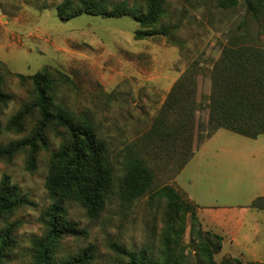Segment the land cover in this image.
<instances>
[{
    "label": "rangeland",
    "instance_id": "obj_1",
    "mask_svg": "<svg viewBox=\"0 0 264 264\" xmlns=\"http://www.w3.org/2000/svg\"><path fill=\"white\" fill-rule=\"evenodd\" d=\"M63 1L0 0V75L3 90L13 97L8 104H0V145L6 147L32 136L40 118L37 110L27 116L23 128L11 123L34 98L31 76L48 72L57 83V101L94 120L109 147L117 185L125 174L124 148L151 128L174 82L190 64L198 61L203 67L205 77H199L198 95L206 97L212 65L231 36L244 30L257 45L264 46V31H259L264 20H252L240 5L223 9L218 5L220 0H166V14L158 25L164 23L173 30L161 36L138 35L148 28L131 16L82 13L63 20L58 13ZM73 1L75 10L71 12H76L81 6L79 0ZM94 1L106 13L123 2L137 13L144 14L147 8V0ZM258 31L259 36H254ZM60 74L69 76L72 84L62 82ZM207 114L201 112L198 119L206 122ZM218 133L208 148L204 149L215 134L200 143L195 152L198 155L186 165L192 190L201 195L205 206L189 194L188 199L198 205L201 229L223 237L222 249L214 256L216 261L236 257L244 263L264 264V210L250 207L254 201L250 199L258 194L260 185L251 172L253 158L224 149L231 145L225 143L223 135L235 133L224 129ZM45 136L47 146L40 143L35 153L26 147L11 157L0 158V180L8 175L27 201L0 219V231L8 227L13 231V247L5 264H32L34 242L47 233L49 162L68 136L55 125ZM154 170L156 187L175 182L171 171L155 166ZM239 205L246 209L237 208L236 214L235 206ZM67 208L68 218L87 235L64 236L57 245V259L93 245L96 258L90 264H128L113 244L132 251L147 249L149 256L156 258L166 229L176 219L167 202L158 198L142 197L126 203L114 194L95 218H88L74 201ZM191 238L187 217L181 244L188 264H196Z\"/></svg>",
    "mask_w": 264,
    "mask_h": 264
},
{
    "label": "trees",
    "instance_id": "obj_2",
    "mask_svg": "<svg viewBox=\"0 0 264 264\" xmlns=\"http://www.w3.org/2000/svg\"><path fill=\"white\" fill-rule=\"evenodd\" d=\"M81 9L76 12L73 0H65L58 6L59 16L70 20L82 13L107 17L131 16L147 31L142 36H161L173 28L159 20L166 14V0H147L146 13L129 9L127 3L117 4L110 12L94 0H79ZM219 7L234 9L239 5L252 20H264V0H220ZM77 10V9H76ZM264 31V26H259ZM259 31L254 36H259ZM245 32V33H244ZM246 31L233 35L221 46V54L209 73L210 93L199 97V77H205L203 67L194 61L171 87L151 128L133 145L124 148L122 165L125 171L116 184L115 168L109 147L99 135L92 117L71 111L57 101V83L48 72L31 76L34 98L25 104L13 119L12 125L23 128V122L34 110L40 118L31 137L0 145V158L11 157L29 147L35 153L39 144L47 146L45 136L51 125L65 130L68 141L53 153L49 162L46 187L51 204L47 217V233L34 242L32 264H90L95 256L93 245L74 255L57 259L58 242L64 236L83 237L87 232L68 218L67 205L74 201L85 211L88 218L98 217L107 202L118 194L126 203L142 197L149 200L164 199L169 209L176 214L175 223L166 229L156 258L149 256L147 249L128 250L113 244L112 248L127 258L128 264H188L189 257L181 244L186 229V218L191 225V240L195 247L196 264H261L243 262L239 258L216 261L215 254L222 249L223 237L200 227L196 210L198 205L175 182L155 186L154 166L162 171H171L172 178L186 167L194 157L200 143L224 129L232 133L257 139L264 137V46ZM62 82L72 80L60 74ZM13 100L2 88L0 75V104ZM207 111V120L198 119ZM196 143V144H195ZM35 161L32 155L31 163ZM18 189L5 175L0 180V219L26 203ZM251 208L264 210V196L252 201ZM179 221L180 227L176 228ZM12 228L0 231V264H5L13 247Z\"/></svg>",
    "mask_w": 264,
    "mask_h": 264
},
{
    "label": "crops",
    "instance_id": "obj_3",
    "mask_svg": "<svg viewBox=\"0 0 264 264\" xmlns=\"http://www.w3.org/2000/svg\"><path fill=\"white\" fill-rule=\"evenodd\" d=\"M219 132V131H218ZM216 133L207 143L208 145L204 147V149L209 147L210 141L214 140L219 133ZM230 132V131H229ZM232 133V132H231ZM236 135V134H235ZM223 135L226 136L225 143L230 144L231 147H225L224 149L230 152H239L242 155L247 154L250 155L249 157L253 158V164L251 172L254 173L258 179L259 185V192L258 194L251 197V200H255V198L264 196V137H259L257 139H251L247 138L241 135ZM241 136V137H239ZM224 151L223 149H221ZM200 152V151H199ZM198 154H196L192 160L196 158ZM188 166V165H187ZM187 166L181 171L179 175L175 178V184L182 189L186 194H189L196 203L201 204L205 206V201H203L201 195L197 194L195 191H193V182L191 181V175H188L187 173L189 171H186ZM245 206V205H244ZM244 206H235L236 209L234 212L237 214L238 210L240 209H246L243 208Z\"/></svg>",
    "mask_w": 264,
    "mask_h": 264
}]
</instances>
